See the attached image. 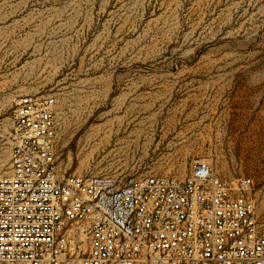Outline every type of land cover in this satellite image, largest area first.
Listing matches in <instances>:
<instances>
[{"label": "rangeland", "instance_id": "1", "mask_svg": "<svg viewBox=\"0 0 264 264\" xmlns=\"http://www.w3.org/2000/svg\"><path fill=\"white\" fill-rule=\"evenodd\" d=\"M27 93L56 99L61 173L203 161L253 180L264 232V0H0V173Z\"/></svg>", "mask_w": 264, "mask_h": 264}, {"label": "built area", "instance_id": "2", "mask_svg": "<svg viewBox=\"0 0 264 264\" xmlns=\"http://www.w3.org/2000/svg\"><path fill=\"white\" fill-rule=\"evenodd\" d=\"M0 173V264H264L250 177L61 173L56 99L14 101Z\"/></svg>", "mask_w": 264, "mask_h": 264}, {"label": "bare ground", "instance_id": "3", "mask_svg": "<svg viewBox=\"0 0 264 264\" xmlns=\"http://www.w3.org/2000/svg\"><path fill=\"white\" fill-rule=\"evenodd\" d=\"M3 166H4V162H0V168H2Z\"/></svg>", "mask_w": 264, "mask_h": 264}]
</instances>
